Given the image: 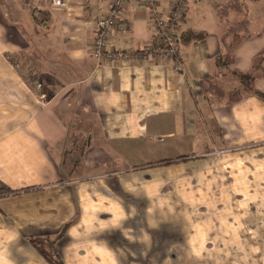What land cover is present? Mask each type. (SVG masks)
<instances>
[{
  "label": "crops",
  "instance_id": "1",
  "mask_svg": "<svg viewBox=\"0 0 264 264\" xmlns=\"http://www.w3.org/2000/svg\"><path fill=\"white\" fill-rule=\"evenodd\" d=\"M111 3L0 0V264H264V0H185L180 69L143 0L98 62Z\"/></svg>",
  "mask_w": 264,
  "mask_h": 264
},
{
  "label": "built area",
  "instance_id": "2",
  "mask_svg": "<svg viewBox=\"0 0 264 264\" xmlns=\"http://www.w3.org/2000/svg\"><path fill=\"white\" fill-rule=\"evenodd\" d=\"M110 13L97 21V34L91 43V53L98 62H115L128 59L130 53L121 51L110 45V30L117 25L120 11L127 0H111ZM152 17L156 36L162 39L164 46L162 54L174 59L177 68L182 64L177 60L179 55V40L176 33L177 26L185 14V0H172L167 13L160 11L158 0H143ZM55 6H62L64 0H52Z\"/></svg>",
  "mask_w": 264,
  "mask_h": 264
},
{
  "label": "trees",
  "instance_id": "3",
  "mask_svg": "<svg viewBox=\"0 0 264 264\" xmlns=\"http://www.w3.org/2000/svg\"><path fill=\"white\" fill-rule=\"evenodd\" d=\"M37 11V9L32 10V14L33 16H35V12ZM157 42L160 46V48H162L164 46V43L162 41V39L157 37ZM261 96L264 97V95L262 93H260ZM0 191L3 193H8L11 191V189H9L6 185H4L3 183H0ZM35 244L39 247V249L42 251L43 255L47 258V260L51 263V264H61V262L59 261V259L57 258V256L51 251V250H43L40 246V242L39 241H35Z\"/></svg>",
  "mask_w": 264,
  "mask_h": 264
},
{
  "label": "rangeland",
  "instance_id": "4",
  "mask_svg": "<svg viewBox=\"0 0 264 264\" xmlns=\"http://www.w3.org/2000/svg\"><path fill=\"white\" fill-rule=\"evenodd\" d=\"M3 7H6L4 4H3ZM20 61V60H19ZM23 70V69H22Z\"/></svg>",
  "mask_w": 264,
  "mask_h": 264
}]
</instances>
